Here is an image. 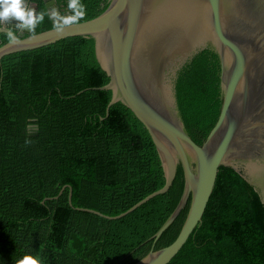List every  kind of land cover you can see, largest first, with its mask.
<instances>
[{
  "label": "trees",
  "instance_id": "16d2710c",
  "mask_svg": "<svg viewBox=\"0 0 264 264\" xmlns=\"http://www.w3.org/2000/svg\"><path fill=\"white\" fill-rule=\"evenodd\" d=\"M81 2L86 14L76 23L109 5ZM220 75L219 57L205 50L185 62L173 81L186 129L199 146L223 105ZM109 80L91 37L0 61V264L26 254L39 264H140L153 249L154 241L146 240L164 226L183 194L181 166L167 195L123 219L75 210L117 216L165 186L157 148L141 122L121 103L107 116L112 92L93 88ZM66 185L73 207L69 188L59 197ZM188 211L155 249L177 238ZM168 264H264V204L239 173L220 168L202 223Z\"/></svg>",
  "mask_w": 264,
  "mask_h": 264
},
{
  "label": "water",
  "instance_id": "95a60500",
  "mask_svg": "<svg viewBox=\"0 0 264 264\" xmlns=\"http://www.w3.org/2000/svg\"><path fill=\"white\" fill-rule=\"evenodd\" d=\"M0 28L9 29L7 24ZM73 37L94 39L97 62L110 80L93 89L112 92L107 116L121 103L141 122L157 148L165 177L162 189L120 215L75 210L109 221L123 219L167 195L181 166L185 175L181 199L164 226L146 240H153L154 247L140 263L168 264L202 223L221 167L239 173L264 204V0H109L100 15L62 33L51 28L16 44L0 40V61ZM205 50L220 59L223 105L199 146L186 129L173 81L185 62ZM66 188L73 207L71 186H64L59 197ZM188 207L177 238L155 249Z\"/></svg>",
  "mask_w": 264,
  "mask_h": 264
},
{
  "label": "clouds",
  "instance_id": "9594fccd",
  "mask_svg": "<svg viewBox=\"0 0 264 264\" xmlns=\"http://www.w3.org/2000/svg\"><path fill=\"white\" fill-rule=\"evenodd\" d=\"M68 9L71 15H62L55 7L51 8L47 13L36 12L34 8H30L25 0H0V25L15 21L16 29L35 32L36 27L43 23L45 15L53 21V28L57 33H62L68 26L76 23L86 14V7L81 0H68ZM0 31H5L7 39L10 43H19L18 37L11 29L0 28ZM31 141L26 140L28 144ZM14 264H39L36 258L31 255H24L14 261Z\"/></svg>",
  "mask_w": 264,
  "mask_h": 264
},
{
  "label": "flooded vegetation",
  "instance_id": "af4514ba",
  "mask_svg": "<svg viewBox=\"0 0 264 264\" xmlns=\"http://www.w3.org/2000/svg\"><path fill=\"white\" fill-rule=\"evenodd\" d=\"M25 2L27 3V5L30 8H34L36 10V12H38V13L39 12L47 13L51 8L55 7L62 15H71V11L68 9V3L67 2H61L60 0H25ZM48 25L52 26L53 21L51 19H49L48 15H45L43 23L39 24L36 27V29L43 28V27H46ZM15 27H16L15 21H12L11 23L7 24V28L11 29L16 34L18 39H22V38L27 37L29 35L39 33V32H34V33L28 32L27 29L21 31V30L16 29ZM51 28H53V26ZM51 28H49V29H51ZM44 30H48V29H43L41 31H44ZM3 35H6V34H1L0 40H1L2 44H5L6 42H8V39L5 40ZM28 129L32 130L33 128H28Z\"/></svg>",
  "mask_w": 264,
  "mask_h": 264
}]
</instances>
